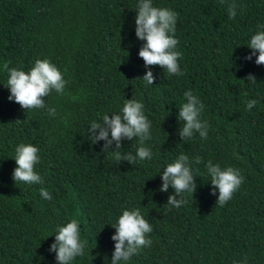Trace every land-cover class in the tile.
<instances>
[{
    "label": "trees",
    "instance_id": "1",
    "mask_svg": "<svg viewBox=\"0 0 264 264\" xmlns=\"http://www.w3.org/2000/svg\"><path fill=\"white\" fill-rule=\"evenodd\" d=\"M178 13L175 38L183 75L145 68L135 35L139 0H0V264H57L49 248L55 232L79 221L85 255L72 264H111L115 228L124 210L139 209L152 226L150 247L127 264H264V65L245 57L252 35L264 30V0H152ZM237 15L229 19L228 6ZM258 55V53H257ZM48 59L68 84L43 109L24 110L8 99V69L29 71ZM7 64L8 68H5ZM152 71L153 85L142 77ZM249 74L256 82H248ZM191 90L203 103L206 140L182 141L177 119ZM142 102L151 121L145 142L152 159L116 161L92 144L93 121L119 113L125 100ZM258 101L248 111L249 100ZM54 107L56 115L47 109ZM39 148L40 185L15 183V149ZM135 155L139 140L122 142ZM196 176L194 196L166 205L160 173L181 154ZM201 157L199 164L195 157ZM233 167L244 182L224 206L216 204L206 165ZM47 189L51 200L39 189ZM181 197L178 196L177 199Z\"/></svg>",
    "mask_w": 264,
    "mask_h": 264
},
{
    "label": "clouds",
    "instance_id": "2",
    "mask_svg": "<svg viewBox=\"0 0 264 264\" xmlns=\"http://www.w3.org/2000/svg\"><path fill=\"white\" fill-rule=\"evenodd\" d=\"M236 4L228 6L229 19H234L237 15ZM178 13L168 8L153 6L152 0H139L135 17V35L145 43L139 50V57L143 59L145 68L159 66L169 75L180 76L183 72L180 69L178 60L181 52L177 51L178 39L175 38ZM264 27V26H258ZM247 47L251 54L246 56V60H251L256 56L255 63L264 65V30L257 31L251 36ZM258 53V55H257ZM5 68L8 66L5 64ZM154 75L152 71L142 77L147 85H153ZM248 82H256V77L249 74L246 78ZM68 81L63 73L48 59H37L29 71L16 68L8 69V79L6 87L10 90L8 99L18 103L22 109H43L46 107L44 98L53 90L63 95ZM185 103L179 108L177 119L183 122L178 134L182 141H187L199 133L201 139L206 140L210 127L206 120H201V113L204 105L200 99L193 95L191 90L184 92ZM257 100L247 101L246 108L251 111ZM49 116L56 115L54 107L47 109ZM151 121L145 115L144 105L135 99L125 100L119 113L111 116L103 115L102 122L93 121L87 132L90 133L88 139L92 144L97 141H104L103 152H110L113 158L118 161H127L131 165L137 161L152 159V151L144 146L145 142L151 139ZM127 139L139 140V147L135 155L124 154L122 141ZM39 148L32 144L21 143L15 149L16 167L12 178L15 183L20 182L28 185L43 184V178L35 171V166L40 162ZM201 157H195V163L199 164ZM207 173L210 176V184L213 188L212 194L218 190L216 204L224 206L230 201L244 182V177L238 169L233 167L221 168L219 164L209 161L206 165ZM163 181L160 191L167 192L171 186L175 195H169L166 205L171 208H180L186 203L183 194L190 193L194 196L197 188L196 176H194L190 166L189 156L181 153L173 163H169L160 173ZM43 199L51 200V193L45 189H39ZM180 196V199L177 197ZM115 228V235L111 237L115 241L114 252L111 257V264H127L133 255L138 254L144 247H150L152 240L148 238L152 232V226L141 214L140 210H124L115 224L110 225ZM55 234V242L50 245L49 251L55 253L57 264H72V261L79 256L85 255L87 246L86 240H81L79 221L72 219L64 226H60Z\"/></svg>",
    "mask_w": 264,
    "mask_h": 264
}]
</instances>
